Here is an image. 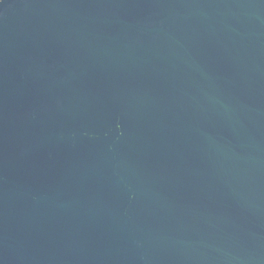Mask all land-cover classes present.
<instances>
[{
    "label": "water",
    "instance_id": "95a60500",
    "mask_svg": "<svg viewBox=\"0 0 264 264\" xmlns=\"http://www.w3.org/2000/svg\"><path fill=\"white\" fill-rule=\"evenodd\" d=\"M0 264H264V0H0Z\"/></svg>",
    "mask_w": 264,
    "mask_h": 264
}]
</instances>
